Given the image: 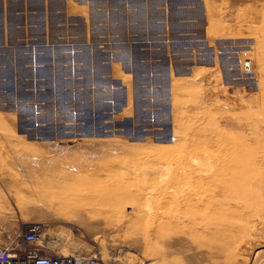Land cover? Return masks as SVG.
Segmentation results:
<instances>
[{
  "label": "rangeland",
  "instance_id": "rangeland-1",
  "mask_svg": "<svg viewBox=\"0 0 264 264\" xmlns=\"http://www.w3.org/2000/svg\"><path fill=\"white\" fill-rule=\"evenodd\" d=\"M231 7L214 65L140 117L76 115L0 70V244L39 223L107 264H264V0Z\"/></svg>",
  "mask_w": 264,
  "mask_h": 264
},
{
  "label": "crops",
  "instance_id": "crops-1",
  "mask_svg": "<svg viewBox=\"0 0 264 264\" xmlns=\"http://www.w3.org/2000/svg\"><path fill=\"white\" fill-rule=\"evenodd\" d=\"M235 1L0 0V70L76 115L171 108L180 80L230 41Z\"/></svg>",
  "mask_w": 264,
  "mask_h": 264
},
{
  "label": "built area",
  "instance_id": "built-area-1",
  "mask_svg": "<svg viewBox=\"0 0 264 264\" xmlns=\"http://www.w3.org/2000/svg\"><path fill=\"white\" fill-rule=\"evenodd\" d=\"M245 73L251 71L249 61L243 63ZM45 230L39 223L20 230L16 239L0 244V264H107L96 253L61 255L44 244Z\"/></svg>",
  "mask_w": 264,
  "mask_h": 264
},
{
  "label": "bare ground",
  "instance_id": "bare-ground-1",
  "mask_svg": "<svg viewBox=\"0 0 264 264\" xmlns=\"http://www.w3.org/2000/svg\"><path fill=\"white\" fill-rule=\"evenodd\" d=\"M177 169V168H176ZM153 170V169H152ZM161 171V170H160ZM161 174V173H160ZM163 178V177H162ZM165 186V185H164ZM181 191V190H180ZM194 192H195V190H194ZM163 194V193H162ZM89 197V196H88ZM198 197V196H197ZM90 198V197H89ZM197 199V198H196ZM198 201V200H197ZM160 203V202H159ZM202 203V202H201ZM172 204V203H171ZM178 209V208H177ZM106 210V209H105ZM170 217V216H169ZM45 243V242H44ZM45 244H49V246H51L52 248H54V244H53V242H51V243H49V242H47L46 241V243ZM58 248V247H57ZM56 251H59L58 249L56 250ZM58 253V252H57ZM58 254H61V255H70V254H77V253H68V252H64V251H62V249H61V251H59V253Z\"/></svg>",
  "mask_w": 264,
  "mask_h": 264
}]
</instances>
